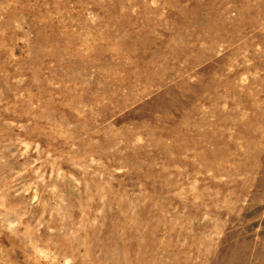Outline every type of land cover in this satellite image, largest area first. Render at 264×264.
I'll return each mask as SVG.
<instances>
[{
    "label": "rangeland",
    "instance_id": "rangeland-1",
    "mask_svg": "<svg viewBox=\"0 0 264 264\" xmlns=\"http://www.w3.org/2000/svg\"><path fill=\"white\" fill-rule=\"evenodd\" d=\"M0 264H264V0H0Z\"/></svg>",
    "mask_w": 264,
    "mask_h": 264
}]
</instances>
